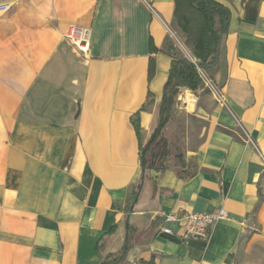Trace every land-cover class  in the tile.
Masks as SVG:
<instances>
[{
  "label": "crops",
  "instance_id": "1",
  "mask_svg": "<svg viewBox=\"0 0 264 264\" xmlns=\"http://www.w3.org/2000/svg\"><path fill=\"white\" fill-rule=\"evenodd\" d=\"M220 1L231 12L225 64L210 93L176 97L185 166L144 172L121 264H237L264 247V0ZM173 10L174 0H0V264H100L96 242L114 222L105 249H121L142 174L130 117L153 98L139 116L146 143ZM68 26L87 33L86 53ZM220 207L227 218L208 240L160 231L158 213Z\"/></svg>",
  "mask_w": 264,
  "mask_h": 264
},
{
  "label": "trees",
  "instance_id": "2",
  "mask_svg": "<svg viewBox=\"0 0 264 264\" xmlns=\"http://www.w3.org/2000/svg\"><path fill=\"white\" fill-rule=\"evenodd\" d=\"M230 19V9L220 0H174L172 16L174 31L181 39L189 56L182 54L169 36L165 38L159 51L169 58V69L159 102L157 124L144 146L139 116L141 112H146L152 107L153 98L150 96L146 103L130 117V123L138 140L142 174L134 185L131 197L124 207L125 214L130 212L132 204L133 207L136 204L134 201H137L146 170H155L160 173L176 166L184 168L183 151L176 153L174 147L168 146L162 133L172 118V108L181 90L186 89L196 97L210 93L211 90L205 79L211 82L213 76L225 64V42ZM151 64L153 66L152 59H150V66ZM149 70V77H151L153 67L152 69L150 67ZM153 147L157 148V153L153 156L160 159L159 164L155 167L150 165L147 159V153ZM196 171L195 166L188 165L185 175L190 177ZM117 228L118 224L114 222L110 230L101 235L96 242L95 250L100 257V264H121L132 246L133 232L128 225L121 249L116 252L105 249L107 241L117 231ZM143 263L152 264V260L148 262L138 260L132 264Z\"/></svg>",
  "mask_w": 264,
  "mask_h": 264
},
{
  "label": "built area",
  "instance_id": "3",
  "mask_svg": "<svg viewBox=\"0 0 264 264\" xmlns=\"http://www.w3.org/2000/svg\"><path fill=\"white\" fill-rule=\"evenodd\" d=\"M64 36L74 44L79 52L86 53L88 51V35L84 30L68 26ZM205 81L207 86L212 89L211 83L207 79ZM157 215L161 218L160 231L163 234H176L186 240H208L215 224L227 218V212L222 207L212 213L179 211L170 214L158 213Z\"/></svg>",
  "mask_w": 264,
  "mask_h": 264
},
{
  "label": "rangeland",
  "instance_id": "4",
  "mask_svg": "<svg viewBox=\"0 0 264 264\" xmlns=\"http://www.w3.org/2000/svg\"><path fill=\"white\" fill-rule=\"evenodd\" d=\"M172 33L173 35L170 34L171 40L178 47L181 53L188 57L189 55L187 49L183 46L181 39L177 36L175 32L172 31ZM174 37H176V39ZM162 135L164 139L167 141L168 146L175 148L176 153L182 151L183 149L182 144H184V137L182 136V128L180 122L179 121L177 122L174 119L173 109H172V118L164 128ZM145 144L146 143L143 142V146ZM156 150L157 148L153 147L147 153V159L149 160V164L154 167L157 166L160 162L159 161L160 159H158L155 155L153 156V154L157 153ZM249 239H250V235H247V237H245V239L243 240L242 248L247 246V244L249 243L248 241ZM237 264H264V247L258 244L253 248L252 247L248 248L246 252H244V250H241Z\"/></svg>",
  "mask_w": 264,
  "mask_h": 264
},
{
  "label": "water",
  "instance_id": "5",
  "mask_svg": "<svg viewBox=\"0 0 264 264\" xmlns=\"http://www.w3.org/2000/svg\"><path fill=\"white\" fill-rule=\"evenodd\" d=\"M134 202H136V201H134ZM132 208H133V204H132V206H131V210H132ZM131 210H130V212H129V213H127V214H126V219H125V228H128V225H129V218H130V213H131Z\"/></svg>",
  "mask_w": 264,
  "mask_h": 264
},
{
  "label": "bare ground",
  "instance_id": "6",
  "mask_svg": "<svg viewBox=\"0 0 264 264\" xmlns=\"http://www.w3.org/2000/svg\"><path fill=\"white\" fill-rule=\"evenodd\" d=\"M175 39H176V37H175ZM191 98V97H190Z\"/></svg>",
  "mask_w": 264,
  "mask_h": 264
}]
</instances>
